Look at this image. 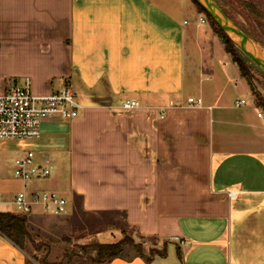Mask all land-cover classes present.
I'll return each mask as SVG.
<instances>
[{"label":"crops","instance_id":"crops-1","mask_svg":"<svg viewBox=\"0 0 264 264\" xmlns=\"http://www.w3.org/2000/svg\"><path fill=\"white\" fill-rule=\"evenodd\" d=\"M198 16L191 0H0V93L24 77L40 95L71 83L80 106L72 120H44L38 139L11 142L57 160L51 183H65L68 212L120 217L172 247V264H264V122ZM160 257L124 250L102 262ZM27 260L0 235V264Z\"/></svg>","mask_w":264,"mask_h":264},{"label":"rangeland","instance_id":"rangeland-1","mask_svg":"<svg viewBox=\"0 0 264 264\" xmlns=\"http://www.w3.org/2000/svg\"><path fill=\"white\" fill-rule=\"evenodd\" d=\"M214 1L222 13L232 20L240 30L251 37L253 45L258 48L259 52L264 54V48L253 40L261 36L258 27L259 20L253 16L250 8L247 6V3L254 4L256 9L264 12V0ZM166 4L168 5V2ZM201 26L219 40L208 21L206 24H201ZM212 47L213 60L217 61L221 57L219 55L221 51L215 43H212ZM247 68L250 85L247 84L245 79L244 81L248 86L252 104L264 116V72L253 62L247 63ZM58 83L59 81H54L52 86L56 87L59 85ZM185 85L190 89V85L192 84L189 80H186ZM33 92L35 91L33 90ZM77 97L76 94V99ZM16 147V142L0 143V193H3L4 197L2 199L5 201H10L14 193L21 189L20 184L13 179L14 160L23 155V153L15 151ZM49 161V166L51 167L50 177L43 181L28 183L26 187L55 190L61 196L68 199V194L64 192L67 189L64 182L59 184V189H57V185L56 188L53 187L51 180L55 178L57 160L52 157ZM0 212L16 213L10 204L1 205ZM25 218L29 238L22 242V248L28 257L27 264H104L102 261H97L95 253L90 248V244L96 243V241L97 243H113L125 235L136 244H141L142 255L148 260L163 252L162 245L155 239L134 236L132 232L127 229L125 230L120 225V217L113 216L112 214L84 213L74 207L65 215H30ZM112 218L117 220V222L111 221ZM120 229L123 231V234H121ZM172 251L174 249L169 247V252L167 254L164 253L160 257L161 262H163L162 264L174 263L175 255ZM125 252H127V255L135 253L132 248H127Z\"/></svg>","mask_w":264,"mask_h":264},{"label":"built area","instance_id":"built-area-1","mask_svg":"<svg viewBox=\"0 0 264 264\" xmlns=\"http://www.w3.org/2000/svg\"><path fill=\"white\" fill-rule=\"evenodd\" d=\"M198 22L206 24L207 19L199 14ZM188 103L201 104V99H188ZM244 100L235 101L241 105ZM125 110L139 107L135 100H126L121 106ZM79 104L71 83L47 95L35 94L30 79L24 77L14 87L0 93V141H25L38 139L40 126L46 119L69 121L77 117ZM257 116L264 122V116ZM13 179L21 185L8 202L16 214L30 216L33 214L65 215L68 204L59 192L49 189L27 188L28 183L46 180L51 175L48 162H36L34 151L24 150L23 155L14 160ZM6 202L0 196V206Z\"/></svg>","mask_w":264,"mask_h":264},{"label":"trees","instance_id":"trees-1","mask_svg":"<svg viewBox=\"0 0 264 264\" xmlns=\"http://www.w3.org/2000/svg\"><path fill=\"white\" fill-rule=\"evenodd\" d=\"M191 1L196 6L198 13L203 14L206 17L211 29L219 38L224 51L229 55L232 63L237 66L240 76L247 81L248 85H250L247 63H250L251 61L239 50L237 45L212 20V18L205 12L203 7L196 3L194 0ZM247 6L250 8V12L253 14V16L258 18L259 20L258 27L260 29L261 36L260 38L253 40L264 48V12L256 9L254 4L247 3ZM246 36L249 39L251 38L247 34ZM27 230L28 229L25 216H21L13 212H0V235L7 238L10 242H12L15 246L22 250V242L29 238ZM90 248L95 253V258L98 262L108 261L113 258L119 257L127 248L134 249L136 256L143 258L141 244H136L131 238H128V236L126 235L123 236L120 240L113 243H91ZM164 253L165 251L163 250L161 254L157 255L163 256ZM146 260L148 261V259Z\"/></svg>","mask_w":264,"mask_h":264},{"label":"water","instance_id":"water-1","mask_svg":"<svg viewBox=\"0 0 264 264\" xmlns=\"http://www.w3.org/2000/svg\"><path fill=\"white\" fill-rule=\"evenodd\" d=\"M203 7L205 12L222 29V31L237 45L239 50L258 68L264 72V60L253 48L252 41L238 28L222 11L214 0H194Z\"/></svg>","mask_w":264,"mask_h":264},{"label":"bare ground","instance_id":"bare-ground-1","mask_svg":"<svg viewBox=\"0 0 264 264\" xmlns=\"http://www.w3.org/2000/svg\"><path fill=\"white\" fill-rule=\"evenodd\" d=\"M253 45V43H252ZM253 48L256 50V52L259 54V56L264 60V54H262L261 52H259L258 48H256L255 45H253Z\"/></svg>","mask_w":264,"mask_h":264}]
</instances>
